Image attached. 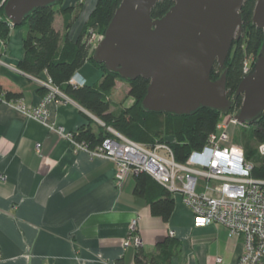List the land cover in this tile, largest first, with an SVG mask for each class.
Segmentation results:
<instances>
[{"label":"crops","instance_id":"1","mask_svg":"<svg viewBox=\"0 0 264 264\" xmlns=\"http://www.w3.org/2000/svg\"><path fill=\"white\" fill-rule=\"evenodd\" d=\"M76 3L69 0L62 6ZM83 7L71 37L91 10L87 2ZM56 17L54 26L62 30L63 16L58 25ZM26 31L10 25L6 45L0 42V88L20 94L15 105L0 103V264H136V247L124 246L133 219L149 255L173 232L179 248L170 264H237L244 250L241 237L216 223L195 226L180 196H174L168 222L153 216L133 194L132 174L117 182L113 161L74 149L59 134L60 127L74 132L86 117L95 120L76 102H50L46 124L27 113L39 104L45 88L17 68ZM101 77L89 62L74 74L75 82L89 85ZM122 86L117 80L114 90Z\"/></svg>","mask_w":264,"mask_h":264},{"label":"trees","instance_id":"2","mask_svg":"<svg viewBox=\"0 0 264 264\" xmlns=\"http://www.w3.org/2000/svg\"><path fill=\"white\" fill-rule=\"evenodd\" d=\"M120 1L96 0L75 37L70 36V29L81 16L84 0H79L76 6L66 7L62 6L63 0H58L51 6L36 9L21 25L15 26H25L27 29L23 39L24 55L19 60L17 68L30 77L39 78L42 74L44 77L45 75L50 77L65 97L76 102L95 118L93 120L86 117V123L72 132L73 139L88 150L97 148L106 138L112 137L109 130L112 129L149 148L159 143L166 144L172 151L175 161L183 163L193 151H199L207 144L209 135L216 131L223 116L235 113L239 109L242 95L234 99L233 106L227 113L210 108H201L195 113L182 116L149 112L141 107L149 81L138 77L132 81L126 80L128 92L125 100L131 99V103L122 102L116 109H112L116 81L121 78L118 74L108 71L103 64L94 61L89 39L92 33L104 34ZM255 1L245 0L242 5L240 14L243 35L234 43L235 46L225 64L226 91L230 98L244 75V62L250 60L252 67L262 45L263 32L252 24ZM172 4L171 0H160L152 8L151 17L160 18ZM55 6H58V9H55ZM56 14L63 16L62 30L54 26ZM9 32L10 25L4 20L2 5L0 40L3 45H6ZM87 62L101 70V79L91 85L70 83L75 72ZM222 72L214 65L211 79H217ZM5 92L8 101L20 98L18 93ZM240 134L234 135L233 140L243 143L245 159L253 164L251 177L264 179V156L257 151V146L264 143V116L259 117L251 125L241 126ZM249 140H253L256 147H250ZM133 178V194L148 204L153 216L168 222L174 211V195L144 172L134 173ZM178 248L179 241L168 235L155 245L154 255H149L141 245L137 246L134 261L136 264H170Z\"/></svg>","mask_w":264,"mask_h":264},{"label":"water","instance_id":"3","mask_svg":"<svg viewBox=\"0 0 264 264\" xmlns=\"http://www.w3.org/2000/svg\"><path fill=\"white\" fill-rule=\"evenodd\" d=\"M58 0H7L4 20L19 26L38 8ZM160 0H121L102 38L92 49L95 62L123 80L149 81L141 107L149 112L190 115L201 108L227 113L234 99L242 103L233 117L253 124L264 116V0H256L252 24L263 32L260 51L232 98L226 75L211 79L213 65L223 69L234 39L242 31L245 0H171L160 18L151 17Z\"/></svg>","mask_w":264,"mask_h":264},{"label":"built area","instance_id":"4","mask_svg":"<svg viewBox=\"0 0 264 264\" xmlns=\"http://www.w3.org/2000/svg\"><path fill=\"white\" fill-rule=\"evenodd\" d=\"M6 1L0 0V6ZM102 36L92 33L90 46L93 48ZM249 69L250 60H247L243 66L244 73ZM32 78L47 89V94L27 113L46 124L48 104L57 96L66 97L50 77ZM70 83L83 84L75 82L74 76ZM0 103L11 105L15 101H8L6 92L0 88ZM237 123L233 115L229 116L228 122L218 123L207 144L201 150L193 151L183 163L175 161L166 144L159 143L149 148L112 129L109 130L113 136L92 150L74 141L72 134L63 128H58V132L64 139L73 140L78 149L113 161L117 182H121L127 174L146 173L174 196L182 198L193 214L195 226L216 223L224 226L230 235L242 237L244 250L237 264H261L264 258V179L251 177L253 164L246 161L243 148L233 143L229 127ZM257 151L264 156V143L257 146ZM137 223V219L131 221L125 247L141 245L136 235ZM169 235L173 236V232ZM216 260L221 262L222 259L218 257Z\"/></svg>","mask_w":264,"mask_h":264},{"label":"rangeland","instance_id":"5","mask_svg":"<svg viewBox=\"0 0 264 264\" xmlns=\"http://www.w3.org/2000/svg\"><path fill=\"white\" fill-rule=\"evenodd\" d=\"M69 0H63V4H65V2L67 3ZM78 1L79 0H77V3H78ZM86 2H87V6L89 5V9L90 8H93V5L96 3V0H84V2H83V6L86 4ZM76 3V4H77ZM76 4H75V6H76ZM83 8L84 7H82V11H81V14H82V12H83ZM55 9H58V6H55ZM60 17V14H57V17H56V25H58V20L60 19L59 18ZM118 81H121L122 83H123V86L122 87H118L116 90H114V92H113V95H112V101H113V103H112V109H116L118 106H120V103H125V104H129V103H131V99H128V100H125L126 99V95H127V91H126V87H127V81L126 80H123V79H120V80H118ZM45 94H47V90H46V93ZM59 96H57L56 97V101H61V100H63V98L62 99H59L58 98ZM66 100H69V99H67V97H66V99H65V101ZM81 109H83L82 107H80ZM84 110V109H83ZM88 114H90V113H88ZM231 115H234V112L233 113H230V114H228V115H225V116H223L221 119H220V121H222V122H224V121H229V116H231ZM49 116V115H48ZM95 119V118H94ZM241 126H244L243 124H239V123H237V125H231L230 127H229V133L232 135V137H234V135L235 136H240L241 134ZM243 129V128H242ZM67 133H69V134H72V132H67ZM248 135H249V132H248ZM73 139V138H72ZM67 140V139H66ZM74 140V139H73ZM73 140H70V141H68L73 147H74V149H78L77 147H76V145H75V143H74V141ZM233 143L235 144V145H237V146H240V147H242L243 148V150H244V153H245V149H244V147L242 146L243 145V143L241 142V141H239V142H237V141H235V140H233ZM249 144H250V147H256V143L253 141V140H249ZM161 153H163V151H160ZM96 157V156H95ZM102 158V157H101ZM104 159H106V158H104ZM263 161H264V159H263ZM116 168V167H115ZM128 175V174H127ZM137 235V234H136ZM135 235V236H136ZM128 237V236H127ZM126 237V238H127ZM242 238V237H241ZM126 240V239H125ZM242 240H243V238H242ZM218 258V257H217ZM216 258V259H217ZM221 258V257H220ZM264 259V258H263ZM262 259V260H263ZM217 261V260H216ZM222 261V260H221ZM218 262V261H217ZM238 262V261H237ZM261 264H262V262H261Z\"/></svg>","mask_w":264,"mask_h":264},{"label":"flooded vegetation","instance_id":"6","mask_svg":"<svg viewBox=\"0 0 264 264\" xmlns=\"http://www.w3.org/2000/svg\"><path fill=\"white\" fill-rule=\"evenodd\" d=\"M242 31H243V30H242ZM242 31H241V34H240L239 38H238V39H234V41H233V45H232V48H231V52H232V50H233V48H234V46H235L234 43H235L236 41H238V40L242 37V35H243ZM226 61H227V60H226ZM225 64H226V62H225ZM225 64H224L223 69H221L217 63H215L214 65L218 66V69H219L220 71H223V70L225 69V66H226ZM214 65H213V66H214Z\"/></svg>","mask_w":264,"mask_h":264},{"label":"bare ground","instance_id":"7","mask_svg":"<svg viewBox=\"0 0 264 264\" xmlns=\"http://www.w3.org/2000/svg\"><path fill=\"white\" fill-rule=\"evenodd\" d=\"M43 87V86H42ZM46 89V88H45ZM47 90V89H46ZM91 116V115H90ZM92 117V116H91ZM99 122V121H98ZM100 124H102V123H100ZM137 222H138V220H137Z\"/></svg>","mask_w":264,"mask_h":264}]
</instances>
